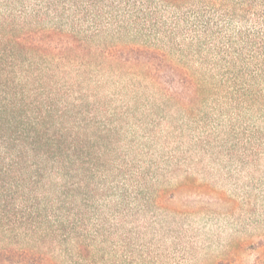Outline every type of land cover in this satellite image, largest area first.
<instances>
[{"label": "trees", "instance_id": "obj_1", "mask_svg": "<svg viewBox=\"0 0 264 264\" xmlns=\"http://www.w3.org/2000/svg\"><path fill=\"white\" fill-rule=\"evenodd\" d=\"M260 122L264 0H0V264H164L194 166Z\"/></svg>", "mask_w": 264, "mask_h": 264}, {"label": "rangeland", "instance_id": "obj_2", "mask_svg": "<svg viewBox=\"0 0 264 264\" xmlns=\"http://www.w3.org/2000/svg\"><path fill=\"white\" fill-rule=\"evenodd\" d=\"M250 130L251 140L214 145L194 166L162 230L164 264H264V122Z\"/></svg>", "mask_w": 264, "mask_h": 264}]
</instances>
